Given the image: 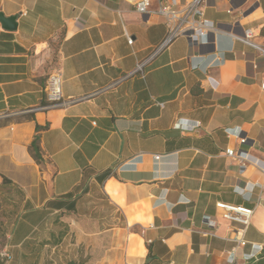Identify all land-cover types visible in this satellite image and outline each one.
Wrapping results in <instances>:
<instances>
[{
    "label": "crops",
    "instance_id": "obj_1",
    "mask_svg": "<svg viewBox=\"0 0 264 264\" xmlns=\"http://www.w3.org/2000/svg\"><path fill=\"white\" fill-rule=\"evenodd\" d=\"M201 10L160 48L133 0H0V264H264V58L235 38L264 46V0ZM217 203L253 209L243 235Z\"/></svg>",
    "mask_w": 264,
    "mask_h": 264
},
{
    "label": "built area",
    "instance_id": "obj_2",
    "mask_svg": "<svg viewBox=\"0 0 264 264\" xmlns=\"http://www.w3.org/2000/svg\"><path fill=\"white\" fill-rule=\"evenodd\" d=\"M206 1L207 0H154L157 9L151 11L150 8L153 0H133L135 9L140 15L144 16L153 13L165 22L167 26V36L160 48L166 47L179 37H184L190 41H197V39L207 35L213 30V27L210 25L209 21L205 19L204 13L201 10L202 5L205 4ZM235 38L255 49L260 56L264 58V46L257 45L252 41L253 32L251 30H245L243 35L235 36ZM127 43L129 45L132 44V40L128 36ZM146 63L147 61L137 63L135 69L131 73L123 76L117 82L134 76L136 73L142 74L143 67ZM208 82L212 89L217 86L213 79L209 78ZM60 87V73L55 72L48 77L45 86L44 100L46 102V107H55L62 104ZM260 87L264 91V82L261 83ZM240 143H244V139H241ZM225 154L228 157H235L232 148H227ZM240 167L242 169L244 165L240 164ZM216 208L221 211V216L224 220L231 225L236 224L238 226L236 229L232 230L234 233L242 235L245 233L253 216L252 208L226 203H217ZM208 221L209 219H207V222ZM229 254V261L231 262L233 260V251Z\"/></svg>",
    "mask_w": 264,
    "mask_h": 264
},
{
    "label": "water",
    "instance_id": "obj_3",
    "mask_svg": "<svg viewBox=\"0 0 264 264\" xmlns=\"http://www.w3.org/2000/svg\"><path fill=\"white\" fill-rule=\"evenodd\" d=\"M15 19H16L15 17L5 18L3 17L2 14H0V23L2 24L3 27L9 30H14L16 28Z\"/></svg>",
    "mask_w": 264,
    "mask_h": 264
},
{
    "label": "trees",
    "instance_id": "obj_4",
    "mask_svg": "<svg viewBox=\"0 0 264 264\" xmlns=\"http://www.w3.org/2000/svg\"><path fill=\"white\" fill-rule=\"evenodd\" d=\"M37 130H38V128H37ZM30 148H31V154H32V156L37 161H39L40 157H39V146H38V137L37 136L32 141Z\"/></svg>",
    "mask_w": 264,
    "mask_h": 264
}]
</instances>
